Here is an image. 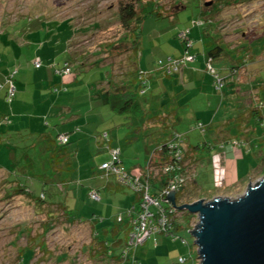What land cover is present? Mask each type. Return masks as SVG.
Wrapping results in <instances>:
<instances>
[{"label": "rangeland", "instance_id": "1", "mask_svg": "<svg viewBox=\"0 0 264 264\" xmlns=\"http://www.w3.org/2000/svg\"><path fill=\"white\" fill-rule=\"evenodd\" d=\"M144 1L148 4V10L159 8L165 15L145 18L141 24L139 63L142 62V67L139 66V69L141 67L149 73L145 90L149 97L153 95V101L160 96L161 83L171 80L161 78L164 70L158 67L159 60L172 56L175 58L183 53L179 34L192 26L200 10L201 16L215 22L217 31L227 43L225 50L230 51L232 48L235 50L233 55H239L242 50H238V47L248 45L249 52L246 50V56L237 61L242 62L241 67H247L251 74L247 78L244 75V80L237 82L240 93L224 90L217 94V102L210 113V119L214 120L212 130V121L210 125L202 122L208 109L205 106L206 99L202 102L197 119L190 115L191 107L186 104L189 97L185 95L181 100V121L176 125V130L185 138L186 144L194 147L213 143L206 139L229 134L236 140V136L244 135V131H240L243 119L244 122L249 119L244 129L263 137L264 120L258 119V113L262 115L264 112V69H260V66L264 67V0ZM118 11V0H0V83L4 85L3 88L0 85V106L3 108L0 111L8 114V122H1L0 128L8 131L15 126V123L11 125L15 116L11 110L12 103L5 100L7 75L11 72L17 73L14 84L18 91L14 101L20 104V108H24L26 122L29 126L31 122L33 127L32 131H17L11 146L0 148V166L4 169L0 170V264H103L91 260L86 252L92 242L91 221L100 222L97 218L103 216L104 221L96 225L100 228L110 226L116 216L126 215L134 205L138 207L136 194L128 188L116 193L105 191L102 197L100 193L99 201L90 200L87 196L88 186L115 181L114 177L106 178L101 173L87 179L93 170L98 172L103 162L113 161L112 149L120 147L125 169L136 178L139 175L138 166L141 164V167H146L156 148L155 144H149L151 153L145 156L146 134L140 133L137 137V134L133 136L135 138H128V129L122 127L120 131L117 128L114 115L120 116L107 111L106 106L103 108L98 98L101 92L99 83L107 81V75L112 73V63L116 68L117 63L126 65L125 55L111 57L105 52L113 44L118 50L128 47L118 41L127 33L119 23ZM67 42L70 43L69 53L65 52ZM195 46L194 51L201 53L202 43L199 39L195 41ZM79 55H83L85 65H79L80 61L75 62V57ZM231 55L232 52L227 53L215 61V67L222 64V68L231 69ZM236 55L233 57L237 58ZM35 60H42V68L34 67ZM66 63L70 64L72 73L67 76L58 75L57 69ZM250 64L252 69L249 68ZM233 71L228 73L230 80L234 77L239 79L241 75ZM138 85H135L136 89ZM233 86H230L231 89ZM59 105L60 108L67 107L61 108L63 117L55 115V109L50 114L53 117H46V120L51 124L53 135L66 132L73 137L70 146L76 152L70 157V163L74 165L66 164L63 168L64 162L55 168L43 162L41 165L46 168H36L35 164L40 166V158L45 153L39 155L38 151L30 149L27 161L24 153L27 150L24 147L39 140L41 136L38 133L48 128V123L45 125V119L42 118L45 109ZM153 105H156L155 102ZM16 111L21 112L20 109ZM86 117L88 123H85ZM55 119L59 123L57 128L54 127L56 123H53ZM75 121L78 123L75 124ZM17 125L20 127L19 123ZM217 149L219 146L211 150L198 167L196 175L199 186L193 190L196 198L203 199L205 195L222 193L220 181L216 178L217 167L221 166L216 156ZM229 150L230 159H233L235 154L227 146L226 151ZM262 150L264 146L258 149L261 157L264 156ZM261 160L264 161V158ZM78 179L83 180L85 188L80 187V182H74ZM5 181L7 187L4 188L2 183ZM77 185L80 188H76ZM11 194L12 197H8ZM43 194L47 203L65 204L71 211V217L66 219L63 212L58 221L50 223V231L42 238L46 242L47 253L40 249L33 257L28 243L35 244L39 240L44 232L42 223L48 221V218L38 215L41 211L35 208L32 197H42ZM242 195H235L231 199ZM191 200L181 199L180 203H190ZM177 218L180 228L175 236H158V245L151 238L144 245L133 248L124 264H131L133 260L141 264H176L180 257L188 258V264L197 260L198 246L191 225L198 224V217L185 210L178 211ZM22 225L31 230L29 236H18ZM21 249L25 253L20 261Z\"/></svg>", "mask_w": 264, "mask_h": 264}, {"label": "crops", "instance_id": "2", "mask_svg": "<svg viewBox=\"0 0 264 264\" xmlns=\"http://www.w3.org/2000/svg\"><path fill=\"white\" fill-rule=\"evenodd\" d=\"M201 15H202V11L200 10V14L198 15V17L196 19L202 18L204 20V24L202 26H194L193 28H192V26H189L186 28V29H188V28L192 29L191 38L193 39V42H194L193 53L196 56V60L193 63H189L188 65L183 67V69H181L178 73L173 74V75H167L164 71L161 70L162 71L161 78H171V80L161 83V87H160V90L158 93V94H160V96L158 98H156V101H153L155 99L153 97V95L151 97H149L147 95V91L145 90L146 85H147L146 84L145 87L141 91L142 96H141V100H140V103H141L143 109H145L146 111L161 110L165 113V115H168L169 113L174 114L173 116H170L168 118V123H169V126L171 127V129L169 131H171L172 133L175 132L176 134L180 135L183 138L182 148L184 149L185 153H187V156H188L187 161L185 163L187 164L186 173H187L188 180H189L188 187H187L189 190L187 192L188 196L186 195L185 198H189V199L192 198V201H194V202L200 200L198 197L196 198V196L193 195L194 187L199 186V184H198L199 179L196 175L197 171H198V167L210 155V153L212 152L211 150H213L217 146H219V149H217L216 156H217V159L219 160V163H221V166L222 165L223 166L217 167L218 172H216V178L220 181L219 182V185H220L219 188L222 190V193L217 194V195L216 194L205 195L203 197V199L211 200L212 198H216V197H226V198L231 199L235 195L240 196L247 190V188L250 184L257 183V181H259L260 179H262L264 177V161L261 160L264 158V156L261 157L260 154L258 153V149H260L264 146V136L258 137L257 135L254 134V132H252V134H251L248 129H244L245 128L244 126H246L249 123V119H247L248 121L246 120L245 122H244V119L241 120V124H242L241 128L242 129L240 128V131L243 130L244 135L239 136V137L236 136V140H235V137H233L230 134L227 136L222 134L223 136H221V138H215L214 136H212L211 138L209 137L206 139V141H208V139H209L210 141H213V143H205V144L194 146V147L192 145H187L185 138L182 136V134H180V132H178L176 130V125L179 124L181 121V120H179V109L182 107V103H183V101H181V100L183 99V97L185 95H186V97H189L186 104L190 105V107H191L190 115L195 119L198 118V113L201 112L200 108L202 106V102H204V100L206 99L205 106H207L208 109L206 111V114L202 118V122L210 125L211 121H212L213 124H211L212 125L211 130L213 128L214 120L210 119V113H211V109L215 106V104L217 102V94L221 92V91H218L216 89L214 78L212 77V75L207 70V61H208L207 52L213 46H218V44H219V46L224 48V51H222V50L218 51L219 55H222V56H220L219 58H217L213 61L214 67H215V65H214L215 61L222 59L223 57H225V55L227 53L232 52V55L230 56V59L232 60V64H233L231 69L230 68H222L221 67L222 64H219V65H217V67H215L218 70V73H220L221 77L225 78L226 85H225L223 91L226 90V92L229 91L230 93H234V92L240 93L239 91H241V90L239 89L237 82L240 83L242 80H244V79H242V77L244 75L247 78V75L251 74L250 71L249 72L247 71V67H245V66L241 67L242 62L240 63L239 61H237V60L242 59L246 56L245 55L246 50L249 52L248 45H246V47H243L244 44L240 45L238 47V50H242V51H240L241 55L240 54L239 55L234 54L237 56V58L233 57L234 56L233 53L235 52V50H233L232 48L230 49V51L225 50V44H227V43L224 41L222 35L217 31V27H216L215 22L213 20H208ZM218 38L220 40L219 42L217 41ZM197 39H199L202 43V48H201L202 52L201 53H200V51L198 53L194 51L196 49L195 41ZM72 40H73V38L70 39L69 42H71ZM69 42H67L66 47H65L66 53L70 52L69 51L70 50L69 49V44H70ZM227 47H230V46L228 45ZM261 50H263V49H261ZM225 52H226V54H225ZM183 53H184V46H183ZM181 55H177L175 57H178ZM255 57H257V56H255ZM36 61L37 60H35V62ZM139 64H140L139 66L142 67V65H141L142 62ZM239 65H240V67H239ZM141 67H140V71H142V73L145 74L146 79L149 80V77H148L149 73L147 71L143 70ZM61 68H59V69H61ZM249 68H251V64H250ZM38 69H40V68H38ZM59 69H57V71ZM232 69H234L233 73L237 72V73H239L238 74L239 76L241 75L239 79L234 77L233 79L230 80V76H228V73H230V70H232ZM260 69H264V67L260 66ZM225 70H226V72H225ZM57 71H56V73H57ZM5 75L6 74H4L3 78L5 77ZM108 75H107V80L109 79ZM228 83H229V86H228ZM0 85L2 86V88L4 87V85L2 83H0ZM232 85H234V86L231 89L230 86H232ZM139 88H140V85H138L137 90H139ZM236 88H237V91L235 90ZM99 90L101 92H100L98 98L100 99V102L103 103V108L106 106V107H108L107 111H112L108 105L109 96L106 93L107 92V81L106 80L103 83H99ZM5 91H6V89H5ZM143 96L145 97V99H143ZM212 97H214V98H212ZM154 102L157 105V108H156V105L155 106L153 105ZM14 104L17 107L13 108ZM60 106L61 105H59V107L53 106L49 109H45L46 111H44V115L42 116V118L45 119V125H46V123H48V121L46 120V117H50L52 115V112L55 109H56L54 111L55 115H60V117H63L64 113L61 110V108H67V107L62 106L60 108ZM0 109H3V108L0 106ZM19 109L21 112L16 111ZM11 110L15 114L14 118L11 116L13 118V122H11V125L15 123V126L13 128L15 133H17V131H19V130L25 131L26 129H29V131H32L33 127L31 126V122H30V126H31L30 127L28 125V122H26L27 117H24L25 116L24 115L25 112H23L24 108H20V104L18 105L17 102L13 101L12 105H11ZM113 112L114 111H112V113ZM114 114H116V113L114 112ZM0 115H1V117H3L4 115H8V114L6 112L2 113L0 111ZM116 116L117 115H114V119L118 123L117 124L118 130L121 131L122 127H124L126 129H128V131H129L128 138H131V137L135 138V137H133L136 135L135 131L133 132V128L135 126H137L136 121H133V120L130 121L128 118H124L122 116H120V117H118V116L116 117ZM1 117H0V119H2ZM51 117H53V116H51ZM258 119L264 120V112L262 113V115H260L258 113ZM118 120H120V121H118ZM17 123H19L20 127H18ZM53 123H56V124H54L55 125L54 127L57 128V126L59 125V123L57 122V119L53 120ZM76 123H78V121H75V124ZM85 123H88L87 117L85 118ZM84 125H87V124H84ZM50 126H51V124L48 123V125H47L48 128L46 129V131L38 133V135L43 134L41 136L42 139H40V141H43V140L45 141L46 136H48L49 138H52L53 136H55L57 138V136L60 134H66L69 136V139L72 142L73 137L69 133H66V132L60 133L59 132L57 135H53V130ZM232 128H230V130ZM84 129L87 130V128H84ZM40 130H43V129H40ZM230 130H229V132H230ZM231 132H233V130ZM141 133L147 134L148 130H144ZM212 135H213V133H212ZM137 136H139V134H137L136 137ZM145 139H146V137H145ZM145 141H147V142H144L145 153H144V151H143V153L145 156H148L151 153V146L149 145V142L147 139ZM105 143H106V141L104 140L103 144H105ZM227 146L229 148H231V150H233V152L235 154L233 159H230V157H231L230 156V154H231L230 150L226 151ZM244 151H245V153H244ZM262 151H261V154H264V151L263 152ZM153 154H152V156L155 158L156 156ZM255 157L257 160H255ZM121 159H122V157H121ZM212 160H214V159H212ZM122 162H123V165H125L124 160ZM141 166H142L141 164L138 166V174L144 173L148 168V165L144 168ZM242 169H243V172H241ZM97 171L98 172L93 170V172L91 173L92 175L88 176L87 179L95 178L100 173H101L100 175L103 174L100 171L99 167H98ZM153 171H154V169L152 168L151 172H153ZM93 173H94V175H93ZM248 178H250V179H248ZM79 181H81L80 187L82 186L83 188H85L86 186H84V184H82L83 180L81 179ZM247 184H248V186H247ZM80 187H79V185L76 186V188H80ZM88 188L89 189L87 190V196L90 200H91V198L89 197V193L93 189L97 190L99 193H101V197H102V193L105 191L106 192H108V191L112 192L113 191L116 193V192H120V191L124 190V187L121 186L120 184H118L116 180L113 182L102 183V184H99L98 186H94V187L88 186ZM79 193L82 194L81 190H79ZM190 193H191V195H190ZM73 195L75 197V195H76L75 191H74ZM100 217L103 218V216H100ZM100 217H98V218H100ZM91 223H92V226L98 230L107 227V226H102V228H100L99 226L94 225V223H101V222H95L94 220H92ZM114 241H112V242H114Z\"/></svg>", "mask_w": 264, "mask_h": 264}, {"label": "trees", "instance_id": "3", "mask_svg": "<svg viewBox=\"0 0 264 264\" xmlns=\"http://www.w3.org/2000/svg\"><path fill=\"white\" fill-rule=\"evenodd\" d=\"M119 1V23L127 32L124 37H122L118 41H122L128 47H121L119 50L114 48V44L112 46H108L105 52H108L111 57H121L125 55L126 58V65L124 63H117V68L113 65L112 73L109 74V79L107 80V95L109 96V108L114 111L119 116L124 118H128L130 121H136L137 126L133 128V132L135 134H140L144 130H148L146 134V139L148 140L150 145L155 144V151L154 154L156 157H151L149 161L150 168L154 169L153 172H150L149 182L151 187L154 191L159 190L160 188L166 186L167 177H165L162 173V166L163 161L168 158L167 147L165 143L172 139L175 132L172 133L169 131L171 127L168 123V118L173 116L174 114L169 113L165 115V113L161 110L158 111H146L143 109L140 100H141V91L144 88L142 85V80L140 79L142 71L139 69V60H140V32H141V24L145 18H149L152 16L155 17H164L165 15L162 14L159 8H154L152 10H148L146 2L144 0H118ZM97 27V26H96ZM220 41L219 38L217 40ZM118 43V42H117ZM183 43V42H182ZM223 44V43H222ZM184 46V44H183ZM113 48L117 50V52L111 51ZM219 50L224 51V48L221 46H213L211 49L208 50V60L213 61L219 58L222 55H219ZM193 53V49H192ZM221 53V52H220ZM194 54V53H193ZM83 55H79L75 57V62L80 61L79 65H85L84 59L82 58ZM179 57V56H178ZM81 59V60H80ZM215 68V67H214ZM216 69V68H215ZM217 70V69H216ZM218 71V70H217ZM10 74V73H9ZM8 74V75H9ZM7 75V77H8ZM17 75V74H16ZM16 78V77H15ZM139 83L140 88L137 90L135 85ZM16 86V85H15ZM17 88V87H16ZM7 93V92H6ZM17 95V94H16ZM6 100V99H5ZM0 126L2 125L1 122H8V115H4L2 119H0ZM18 133V132H17ZM15 131L13 129L8 131H3L0 128V148H6L11 146V142L15 139ZM43 134L39 135L42 136ZM58 137V136H57ZM42 139V137L40 138ZM37 140L35 143H32L30 146L24 147V150H27L25 155V159L30 157L28 151L30 149L38 151L39 155L43 154V158H40V166L36 165V168H41V163L48 162L49 165L52 167L57 168L58 165L61 163L63 168L66 164L70 163V157L74 155L76 151L70 146L71 141L65 145H61L58 143V140L55 136L49 138L48 136L45 137V141ZM38 142V143H37ZM163 144V151H159V147ZM70 146V147H69ZM39 147V148H38ZM41 151V153H40ZM184 153V163L187 161V153ZM38 155V154H37ZM107 162V161H106ZM104 163V162H103ZM102 163V164H103ZM43 168H46L43 166ZM3 168L0 166V170ZM185 169H187V164L185 163ZM74 182H81L76 180ZM6 181L3 184L4 188L7 187L5 185ZM188 184L183 190L176 194L177 202L180 203L181 199H186L185 196L188 190ZM17 191V190H15ZM8 197H12L8 195ZM141 196L136 194V203L139 204ZM34 204H36L35 208L40 210L41 212L38 213L41 215H45L48 218V221L42 223V228L44 230L43 235L39 237V240L34 243L29 242L28 247L29 250L33 252V257L35 256L37 251L40 249L46 254L47 247L46 242L42 240L44 236L50 231V226L52 221H58L61 217V214H66V219H70L71 211L65 204L62 203H47L44 197H32ZM191 203L194 201H190ZM186 203V202H184ZM48 205V208L45 206ZM52 207L53 209H50ZM136 207V205H134ZM137 208V207H136ZM178 212V210H177ZM176 212V215H177ZM81 222V221H80ZM82 223V222H81ZM97 223H94L96 225ZM53 225V224H52ZM192 226V225H191ZM180 228L178 225V218L176 217L175 221V228L172 232H170V236H175L176 231ZM131 230L130 220H125L123 223H117L116 221L103 229H96L93 227V234H92V242L90 246L87 247V253L90 255V259L97 262H102L103 264H124L125 259H123V251L127 242L128 234ZM31 230L27 228V226L22 225L18 231V236H22L24 234L30 235ZM115 240V241H114ZM114 241V242H112ZM23 253H25L24 249H21L20 258L22 260ZM136 261L138 264H141L139 261ZM99 264V263H98ZM126 264V263H125Z\"/></svg>", "mask_w": 264, "mask_h": 264}, {"label": "built area", "instance_id": "4", "mask_svg": "<svg viewBox=\"0 0 264 264\" xmlns=\"http://www.w3.org/2000/svg\"><path fill=\"white\" fill-rule=\"evenodd\" d=\"M204 20L202 18L194 19L192 22V28L194 26H202ZM192 29L188 28L183 30L179 34V38L184 44V53L179 57H169L164 60H159L158 66L164 70L167 75H173L178 73L183 67L189 63H193L196 60L195 54L192 53L194 46L193 39L191 38ZM34 66L38 69L41 68L42 63L37 60ZM207 70L214 78L215 86L218 91H223L226 82L225 78H222L220 73L214 68L212 60L207 61ZM72 69L69 63H66L61 69L57 71L61 75H70ZM15 73H10L7 77L6 84L8 85L6 93V101L12 103L17 94V88L14 84L16 77ZM142 85L145 87L147 79L145 74L140 78ZM107 137V134L105 135ZM182 137L175 134L172 139L165 143L167 147V155L163 161L162 173L167 177L166 186L154 191L149 182V176L151 168L148 164V168L144 173H140L138 177H132L125 169L121 159V149L119 147L111 150L113 161L104 162L100 166L102 176L106 178L114 177L118 184L124 188H128L134 193L139 194L141 199L138 207H134L129 210L126 215H118L115 218L117 223H123L125 220H130L131 230L127 237V242L123 251V259L127 260L129 252L133 248H138L144 245L151 238L154 239L155 245H158V236L166 235L170 237V232L175 228L176 212L177 208L168 198V193L174 190L175 195L183 190L187 186L189 180L185 169V159L182 148ZM58 143L65 145L69 142V136L66 134H60L57 137ZM163 144L159 147V151H163ZM91 200L99 201L100 193L97 190H91L89 193ZM98 221L103 222V218H97ZM195 229L196 225H192ZM189 259L186 257H180L176 264H188ZM131 264H138L133 260ZM190 264H201V260L198 256L197 260H193Z\"/></svg>", "mask_w": 264, "mask_h": 264}, {"label": "water", "instance_id": "5", "mask_svg": "<svg viewBox=\"0 0 264 264\" xmlns=\"http://www.w3.org/2000/svg\"><path fill=\"white\" fill-rule=\"evenodd\" d=\"M165 200L178 211L197 215L192 235L201 264H264V177L237 199L216 197L180 205L171 190Z\"/></svg>", "mask_w": 264, "mask_h": 264}]
</instances>
